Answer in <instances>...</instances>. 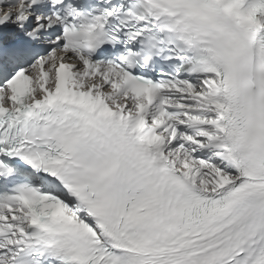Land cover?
Segmentation results:
<instances>
[{"label": "snow or ice", "instance_id": "6c2138e0", "mask_svg": "<svg viewBox=\"0 0 264 264\" xmlns=\"http://www.w3.org/2000/svg\"><path fill=\"white\" fill-rule=\"evenodd\" d=\"M0 264H264V0H0Z\"/></svg>", "mask_w": 264, "mask_h": 264}]
</instances>
